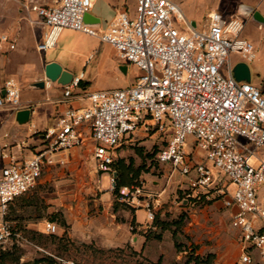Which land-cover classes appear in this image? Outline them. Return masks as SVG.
Wrapping results in <instances>:
<instances>
[{
	"label": "built area",
	"instance_id": "obj_1",
	"mask_svg": "<svg viewBox=\"0 0 264 264\" xmlns=\"http://www.w3.org/2000/svg\"><path fill=\"white\" fill-rule=\"evenodd\" d=\"M92 5L93 0H60L52 7L32 4L30 9L47 28L39 51L54 48L64 29L80 31L114 48L119 60L133 64L139 75L126 88L86 91L82 107L72 101L83 76L74 77L62 89L61 102L69 107L41 132L33 158H10L0 167V252L22 239L9 220L12 204L36 185L53 155L85 144V129L94 143L96 168L109 176L113 189L116 150L130 135L154 131L169 137L157 158L188 178V198L210 199L212 186L220 181L206 161L187 153V138H193L195 151L204 152L227 181L220 192L224 206L232 210L231 226L242 248L240 263L256 264L254 251L264 262V90L238 81L233 71L236 64L256 56L253 42L243 36L247 19L238 14L227 18L210 9L205 25L198 28L175 0H136L134 15L120 11L99 33L84 22ZM4 44L16 48L15 41L1 34L0 51ZM22 105L19 81L6 79L0 87V109L16 113ZM130 193L123 187L120 197L133 205ZM146 214L154 219L149 204ZM46 229L56 233L57 226L48 223Z\"/></svg>",
	"mask_w": 264,
	"mask_h": 264
},
{
	"label": "rangeland",
	"instance_id": "obj_2",
	"mask_svg": "<svg viewBox=\"0 0 264 264\" xmlns=\"http://www.w3.org/2000/svg\"><path fill=\"white\" fill-rule=\"evenodd\" d=\"M175 1L201 28L210 9H218L227 18L235 17L239 7L252 0ZM21 8L17 0H0V35L16 38V49L4 44L0 51V81L15 78L24 92L44 79L45 65L40 56L51 59L57 50L38 53L40 56L35 53L29 36L22 35L32 22L22 18ZM251 30L259 38L255 45L260 50L259 58L250 63L252 79L257 85L261 77L262 85L258 86L264 88V30L252 29L248 24L244 33ZM69 35L63 41L77 39L84 45L69 58L85 61L84 80L91 82V89H119L135 83L138 69L119 60L114 48L80 31ZM21 60L25 61L24 73L19 68ZM122 65L127 67L126 76L115 71L116 66ZM5 133L11 136L5 137ZM14 134L15 128L5 127L0 140L10 141ZM21 138L19 142L12 141V146L20 145L24 154L28 150L35 152L38 135L34 134L32 140ZM168 139L154 131H138L116 150L115 182L122 178V164L129 167L126 177L132 180L128 187L133 205L114 195L109 176L97 170L89 138L82 148L71 149L81 153V160L59 165L55 171L58 175L54 173L50 179L45 178L49 173L45 169L36 185L12 204L9 220L22 239H15L13 246L1 251L8 253L2 264H49L50 259L52 264H241V244L223 204L225 196L220 192L227 181L205 159L204 152L195 151L193 138L188 137L187 153L206 161L220 181L212 186L210 199L195 202L188 198V178L157 158ZM16 155L20 158V154ZM33 156V152H27L24 158ZM251 163L258 165L254 159ZM136 188L141 192L137 193ZM147 204L154 212L153 220L147 217ZM48 223L57 226L56 233L46 231ZM254 258H259L255 251Z\"/></svg>",
	"mask_w": 264,
	"mask_h": 264
},
{
	"label": "crops",
	"instance_id": "obj_3",
	"mask_svg": "<svg viewBox=\"0 0 264 264\" xmlns=\"http://www.w3.org/2000/svg\"><path fill=\"white\" fill-rule=\"evenodd\" d=\"M17 1L20 4V6H22L21 10H19V13L21 14L22 18L32 22V26H28L24 31L25 33H23L22 35L29 36V41L35 45V48L37 50V52L35 51V53L39 55L42 52L39 51L38 44L43 40L44 34L45 32H47V28L39 22V17L37 13L32 11L30 9V6L32 4H38V5L52 7V6H56L60 2V0H17ZM243 5H247L251 7L254 11L260 14L262 19H264V0H252L249 2V4H243ZM135 9H136V0H93L92 8L89 11V14L92 16L91 19L89 20V23L92 25H95L94 28H96L99 33H103L107 29L108 24L115 18V16L120 11L127 10L131 15H134ZM248 24L251 25L252 29H255V30L257 29L261 31L264 30V27L259 28L257 23L252 22L250 20L247 21L246 26H248ZM72 31L74 30L64 29L61 32V34L59 35L57 44L54 47V49L57 51L51 59H47L45 56H42V55L41 56L39 55V56L42 58L44 65L49 62H57L60 65H62V67L65 70L71 72L74 75V77L83 76L82 81L83 83H86L89 81L84 80L86 79L85 61L79 62L76 59L74 60V59L69 58L71 57V54L75 53L76 50L80 49L84 45L81 42L77 41V39H70V41L66 39L65 41H63L64 37L66 36L71 37L69 33H72ZM243 36L247 38L248 40H250L251 42H253L254 47H255V52H256L255 59L251 62H246V64H248V66L250 67V63L255 62V60L259 58L260 50H259V47L257 48L255 45V41H257L259 38L257 37V35L252 33V30L250 32H247L246 34L243 33ZM10 39L12 41H15L16 43V38L10 37ZM32 48H30V50H32ZM11 50H14V49H11ZM29 53L30 51L28 50V54ZM21 62L19 65L20 72L24 73L23 67H24L25 61L21 60ZM118 67L119 66H116L115 71L119 74ZM4 81L5 80L0 81V87L3 85ZM252 82H253V79H252ZM258 85H262L261 77H260L259 84H257L256 86ZM262 89L264 90V88ZM86 91H96V89L95 90L91 89V84H90L87 87V89L81 86L79 90H76L74 92L75 99H73L72 101V104L75 107H82L86 105V101L82 100L83 94L86 93ZM62 98H63L62 88H60L56 84H52L49 82L47 83L44 89H35V88L29 87L24 92L22 90V104H23L22 109L30 108L32 110L30 123L24 126H20L16 124L15 112L12 109L10 108L0 109V134H1L2 129L5 127L12 126L13 128H15V134H14L13 139H11L10 141L6 139L0 140V167L8 164L10 161V158H14L16 160L25 159L24 155L27 152L35 153L34 151L28 150L24 154L23 151L19 148L20 145L12 146V143L15 141L19 142L20 140H22L21 137L32 140L33 139L32 136L34 134L38 132H43L47 128L52 127L55 124L60 113L64 111L67 107H69L68 104L61 102ZM18 134H19V137H18ZM85 135L87 136L86 138H89V140H91V138L89 137V131L86 132V129H85ZM4 136L10 137L11 134L8 135V133H5ZM86 138H85V142H86ZM91 142L94 146V143L92 140ZM38 147H39V143L37 142V148L35 149V151H37ZM2 154H7L9 158L3 159ZM16 154H20V158L16 157L17 156ZM81 156L82 155L78 150L63 151V152L53 155L51 159V163L47 164L44 167V170L47 169L49 171V173L45 176V178L50 179L53 177L54 173L57 174L58 172H55V171H58L59 165H68L71 163L73 164L76 160H79V159L81 160V158H79ZM92 159H93V156H92ZM263 191H264V188H263ZM226 209L231 218L232 210L228 208ZM233 229L236 230L235 228ZM241 252H242V248H241ZM256 262H257L256 264H264V262H261L259 258L256 259Z\"/></svg>",
	"mask_w": 264,
	"mask_h": 264
},
{
	"label": "water",
	"instance_id": "obj_4",
	"mask_svg": "<svg viewBox=\"0 0 264 264\" xmlns=\"http://www.w3.org/2000/svg\"><path fill=\"white\" fill-rule=\"evenodd\" d=\"M237 14L245 19L250 20L258 24L259 28L264 27V19L261 18L260 14L254 11L251 7L247 5H241L238 9ZM91 15L87 13L84 17V22L86 25L95 27L89 23L91 19ZM234 76L238 81H244L247 83L252 82V75L251 70L248 64L244 62H240L235 65L234 69ZM118 72L122 76L127 75V67L126 66H119ZM74 79V75L65 70L62 65L57 62H49L46 63L44 66V79L40 80L39 82L34 83L30 86V88L35 89H44L47 83H52L58 85L60 88L64 89L65 87L69 86ZM2 95H5V92H2ZM32 110L30 108L20 109L15 113V121L16 124L20 126L28 125L30 123Z\"/></svg>",
	"mask_w": 264,
	"mask_h": 264
},
{
	"label": "trees",
	"instance_id": "obj_5",
	"mask_svg": "<svg viewBox=\"0 0 264 264\" xmlns=\"http://www.w3.org/2000/svg\"><path fill=\"white\" fill-rule=\"evenodd\" d=\"M90 85V82H86V83H83V81H81V86L82 87H84V88H86L87 89V87ZM37 135H38V137H39V135L41 134V132H38V133H36ZM115 165V164H114ZM129 167H126L125 165H123L122 164V166L120 167V171L122 172V173H119L121 176H122V178H120V180H119V182H117L116 183V187H115V189H114V195H116V196H120V189L122 188V187H128V186H130L131 185V183H132V180L131 181H129V180H127V174H128V171H129ZM126 173V174H125ZM116 178H118V177H116ZM193 201H195V202H198V201H200L199 199H192ZM8 255V253H6V252H0V264H2L3 263V261H4V258L6 257ZM52 261H53V259H50V263L49 264H52Z\"/></svg>",
	"mask_w": 264,
	"mask_h": 264
}]
</instances>
